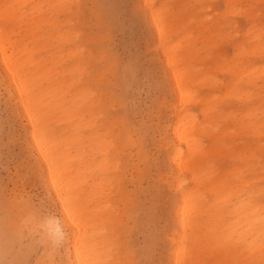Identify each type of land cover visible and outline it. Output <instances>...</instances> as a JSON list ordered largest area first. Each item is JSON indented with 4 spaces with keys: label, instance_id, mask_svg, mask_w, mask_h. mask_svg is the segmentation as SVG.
<instances>
[{
    "label": "bare ground",
    "instance_id": "1",
    "mask_svg": "<svg viewBox=\"0 0 264 264\" xmlns=\"http://www.w3.org/2000/svg\"><path fill=\"white\" fill-rule=\"evenodd\" d=\"M29 1L31 0H0V75L13 95L15 108L24 127L26 148L57 213L55 215L47 210V214L39 215L29 199L22 198L17 200L15 209L20 213L24 224L41 225L46 230L47 239L52 242L51 247L57 246L61 252L63 264H123L126 254L120 240L119 200L123 197L119 194L120 162L115 137L109 130V123L99 121L100 112L95 110L97 99H94V94L88 87L90 80L84 81V47L78 31L71 30L72 18L77 13L73 15L74 11L72 18L62 22L56 19L60 13L70 14L73 4L79 5L80 0H40L35 5L32 3V8L35 7L32 14L39 17L33 15L34 19L25 22L24 34L17 38L16 35L23 30L22 27L19 31L24 17H21L22 9L19 8L26 6ZM140 1L156 37L177 105H174V118L170 128L173 147L169 160L175 172L174 189L177 197L173 213L174 229L169 237V264H234L242 259H248L249 264L262 262L263 190L241 185L240 190L243 191L238 193L239 187L234 189L232 187L235 185L228 186L225 175L220 176L219 180L212 179L210 174L213 171L207 170L209 155L214 153L216 145L220 146V139L227 136L226 129L219 131L218 121L232 118L238 122L239 128L256 135L262 127L258 125L262 122L258 115H264V109L260 106L262 101L256 100L253 108L249 107L248 111L234 115L230 111V114L227 113V107H218L211 99H204L197 94L194 87L199 74L191 67L194 53L187 48L188 45H183V38L170 42L172 36L180 33L177 30L179 26L180 29H185L177 16H185L186 11L172 10L171 0ZM193 1L200 4L202 2ZM226 3L229 4V9H235L237 0H226ZM241 12L250 17L246 10ZM250 20L253 21L254 18L250 17ZM19 22L20 25L15 27ZM66 26L69 29H62ZM262 34L263 32H255L237 43L234 57L243 54L264 57ZM252 40L255 43H251ZM185 43L188 44L187 41ZM66 44H72V47L65 51ZM41 53L45 54L41 56ZM252 63L242 61L229 67L228 71L234 78V82H231L234 89L240 84L256 85V81L261 79L264 82V65L252 67ZM232 95V91L228 92L227 98ZM192 105L200 106L201 120L192 115ZM206 134L215 140L214 145L209 148H205L201 139ZM185 177L192 185L189 189L183 185ZM52 262L50 258L49 264H53Z\"/></svg>",
    "mask_w": 264,
    "mask_h": 264
},
{
    "label": "rangeland",
    "instance_id": "2",
    "mask_svg": "<svg viewBox=\"0 0 264 264\" xmlns=\"http://www.w3.org/2000/svg\"><path fill=\"white\" fill-rule=\"evenodd\" d=\"M36 1L40 0H31L26 6L19 8L22 9L21 17L26 18L21 19L24 24L19 22L15 25L17 27L21 23L19 31L23 27L22 32L16 35L17 38L24 34L26 23L34 19L32 13L35 7H32ZM171 1L172 10L186 11L185 16H177L185 29H180L179 26L177 30L180 33L172 36L170 42L183 38V45H188L187 48L194 53L191 67L199 74L194 87L196 93L204 99H211L218 107H227V113L230 111L234 115L253 108L256 100L262 101L260 106L264 109L263 80H257L256 85L251 84L252 86L240 84L234 89L231 83L234 78L228 71L233 63L242 61L253 62L252 67L264 65V57L245 54L234 57L237 51L235 45L245 40L247 35L263 32L264 40V0H237L235 9H229L226 0H202L201 4L193 0ZM42 10L45 12V9ZM241 10H246L254 20L251 21ZM72 13H77V16L72 18ZM34 16L39 17L36 14ZM68 18H72L71 30L78 31L84 47V81L90 80L88 87L94 94V99H97L95 110L100 112L99 121L109 123V130L114 134L118 150V179L121 186L119 194L123 197L119 198L120 240L126 254L123 264H169V237L174 229L173 213L177 197L174 189L175 172L169 160L173 147L170 128L175 102L156 37L140 0H80L79 5L73 4L70 14L64 12L56 16L61 22ZM65 28L69 29L67 26L62 29ZM192 41L196 42L190 43ZM251 43L255 42L252 40ZM70 47L72 44H66L65 51ZM230 91L234 96L227 98ZM190 107L192 115L201 120L200 106ZM261 115H258V119L262 122L258 125L262 127L256 135L239 128L238 122L232 118L218 121L219 131L226 129L227 136L220 139L222 142L219 141V147L216 145L215 154L208 157L210 168L207 167V170L213 171L210 174L212 179L219 180L220 176L225 175L228 186L235 185L232 187L234 189L239 187L240 190L242 186H246L262 189L264 192V135H260L264 133V115ZM201 139L205 148L214 145L215 140L207 134ZM35 165L26 148L24 127L15 108L13 95L0 75V264H49L50 258L53 264H63L61 252L57 246L51 247L52 242L47 239L46 230L41 225L24 224L20 213L15 209L17 200L22 198L29 199L39 215L49 211L55 215L57 213ZM183 185L186 189L192 186L186 177ZM1 205L5 208H1ZM263 263L264 261L255 264ZM234 264H249V261L242 259Z\"/></svg>",
    "mask_w": 264,
    "mask_h": 264
}]
</instances>
